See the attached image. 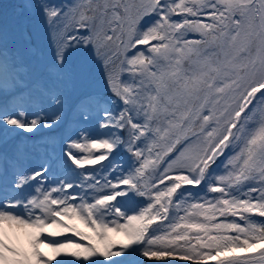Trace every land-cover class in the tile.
I'll return each instance as SVG.
<instances>
[{
    "label": "snow or ice",
    "instance_id": "6c2138e0",
    "mask_svg": "<svg viewBox=\"0 0 264 264\" xmlns=\"http://www.w3.org/2000/svg\"><path fill=\"white\" fill-rule=\"evenodd\" d=\"M18 8L51 55L29 64L27 23L0 26V136L51 132L70 111L106 131L70 132L39 168L0 155V264H264V0ZM97 77L106 98L72 104ZM64 233L87 243L48 239Z\"/></svg>",
    "mask_w": 264,
    "mask_h": 264
},
{
    "label": "rangeland",
    "instance_id": "374dc122",
    "mask_svg": "<svg viewBox=\"0 0 264 264\" xmlns=\"http://www.w3.org/2000/svg\"><path fill=\"white\" fill-rule=\"evenodd\" d=\"M21 3H22V0H0V4L2 5V8H1L0 12L3 13L2 16L0 17V22H1V20H10L11 18H15L16 16L21 14L20 13V9L18 8V5L21 4ZM14 6H16V7H14ZM16 8H17V10H16ZM23 16L26 17V15H23ZM27 25L29 26V28H27L28 32L31 34V42L28 43V42H25V41H19L18 42V46L23 50V55H24V59L26 60V62H28L29 64L40 63L43 60H46L51 55L50 46H48L45 43L46 41H45V38L43 36L44 27H43V25L39 24L38 22H34V21H28ZM24 47H25V50H24ZM30 48L35 49V54H33L31 51H29ZM43 50H44V52H47V53L43 54L42 53ZM48 53H49V56H48ZM103 87L104 86L100 82L99 78H96L93 82H91L90 85H88L86 87V90L90 89L93 92H96V91L102 90ZM76 91H77V89L72 93L71 98L73 97L74 93H76ZM84 91H85V89H84ZM76 114L78 116V113H76ZM76 123L81 124L79 122V120H76L75 124ZM82 127H87L93 133H96L97 131H100V132L106 131V130H103V129L95 131V129H96L95 121L93 123H91V124H86V125L84 124ZM15 150H16L17 156L19 158V149H15ZM55 155H56V153H55ZM41 156H43V153L37 159H33L32 160L34 167L37 166L38 164L39 165L42 164V160H40ZM49 158L50 157L47 156V159H49ZM20 160H21L20 163L25 168H28V165L25 162V159H20ZM104 163L107 164L108 161H105ZM100 167H101L100 165L96 166V168H100ZM64 174H65L64 172H62V173L59 172L58 177H62ZM49 182H51V181H49ZM46 186H49V184H47ZM137 200L138 201H146V198L137 197ZM76 202L78 203L79 200H77ZM74 223H76L81 228V230L88 232L90 235H93V233H91L90 229L85 228L84 225L81 224L79 221H75ZM113 236L117 240L123 239V237H116L114 234H113ZM73 238H74V240L76 242L87 243L86 241H82L80 237L74 236ZM49 239H51V238L49 237ZM117 246H119V245H117ZM142 258H144V257H142V256L139 257L140 260ZM113 259H121V257H115ZM213 262L214 261H210L209 263L212 264Z\"/></svg>",
    "mask_w": 264,
    "mask_h": 264
},
{
    "label": "bare ground",
    "instance_id": "6f19581e",
    "mask_svg": "<svg viewBox=\"0 0 264 264\" xmlns=\"http://www.w3.org/2000/svg\"><path fill=\"white\" fill-rule=\"evenodd\" d=\"M26 243V241H25ZM44 251H47L51 254L50 249L45 248ZM142 261L145 262V264H168V260L172 261V264H192L191 261H182L177 258H168L167 260L164 261H157V260H150L149 258H142Z\"/></svg>",
    "mask_w": 264,
    "mask_h": 264
},
{
    "label": "trees",
    "instance_id": "16d2710c",
    "mask_svg": "<svg viewBox=\"0 0 264 264\" xmlns=\"http://www.w3.org/2000/svg\"><path fill=\"white\" fill-rule=\"evenodd\" d=\"M195 38H198V37H195Z\"/></svg>",
    "mask_w": 264,
    "mask_h": 264
}]
</instances>
